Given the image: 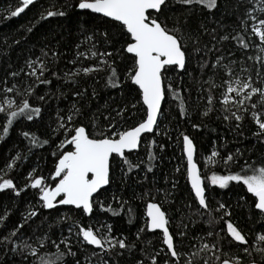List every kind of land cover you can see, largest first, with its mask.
Segmentation results:
<instances>
[{"label": "snow or ice", "instance_id": "6c2138e0", "mask_svg": "<svg viewBox=\"0 0 264 264\" xmlns=\"http://www.w3.org/2000/svg\"><path fill=\"white\" fill-rule=\"evenodd\" d=\"M35 0H18L14 9L10 6L6 9L7 16L18 17L25 11L28 6L33 5ZM172 4L181 7V13L176 15L175 20L167 15ZM251 7L246 8L243 18L239 19L240 27L247 31L251 28V36L258 38L257 47L264 52V0H248ZM259 5V7H257ZM239 7V6H237ZM72 8L79 10H87L92 14H99L98 18L102 25H106L104 30L98 35L102 37V45L104 50L101 51L94 42L85 52L76 53V59L69 61L76 64L81 57L86 60H94L95 63L90 66L76 67L74 70L64 71L63 76L59 75V70H54L52 62L58 58V53L51 52L44 48L41 49V56L27 58L24 66L19 71H10L8 75L13 79L20 77L16 83L8 85L5 80L4 87L0 89L3 98L0 99V117L3 118L2 127L3 135L0 140L5 139L14 122H20L23 118L27 121H33L34 117L41 114V107L33 106L30 97L35 94V88L39 84H51V80L46 74H51L57 79H63L66 83L76 86V90L72 95L76 100L65 113H60L56 121L57 128L53 132L62 131L65 138L56 145L57 151L53 152L56 157L54 171L50 172L51 184L47 182V177L37 175V169H33L28 173L24 182V188H20L14 183L13 178L8 177V171L13 170L14 166L18 167L17 161L23 159L21 154L10 158V162L0 169V191L10 190L14 196H20L24 189L36 190L33 193L36 204L22 214L20 221L16 223L10 230L6 219L9 216L7 209L0 215V225L7 230V235L0 231L3 236V251L5 253L4 260L0 264H17L16 257L19 256L18 264H67V257L75 258L77 252L72 250L73 245L67 237H61L59 241L52 240L47 233L41 234L42 230H37L23 239V230L26 226L30 227V222H34L33 218L39 214V209H54L58 205L74 206L78 210L80 217H91L98 206L102 212H111L117 215V211L111 204H107L104 200H97L94 194L99 195L100 191L112 183L113 158H119L121 178H127L128 172L134 168H139L140 164H134L128 158L126 153H130L138 149L142 134L152 133L159 128L160 117L164 115L162 108V100L166 96L164 88V80L167 79L164 73L173 70H186L189 60L197 53L219 52L213 43L212 48H208L207 44L201 46V36L208 34V28L199 24L193 27L189 22V17L194 15L196 10H207L212 14L213 9H219L218 0H75L74 3H65L60 7L55 4L43 9L38 19L46 20L50 17L65 16L67 13L63 9ZM187 13V14H185ZM257 13L260 15L258 16ZM183 16V19H181ZM248 21H252L251 25ZM34 26V25H33ZM33 28L28 27L26 31L32 32ZM97 33H93L85 38L83 43L94 41ZM237 39L243 48L247 49L248 44L244 43L239 37ZM229 39L228 36L219 37V41ZM212 41H216V30H212ZM7 43V40L5 41ZM13 43L19 44L20 40H14ZM191 46V48L189 47ZM79 48V45H77ZM108 48L112 50L109 51ZM191 52V56H190ZM125 54H130L126 56ZM232 56V53L228 54ZM130 59L132 67L124 73L119 72L116 61ZM225 57L223 55L216 56L215 62L209 65V62L201 58L197 61L202 71L210 69L213 73L216 71H224L226 79L223 81L224 90L221 92V98L218 103L219 110L216 108L217 100L212 94L211 88L219 87L214 81L209 79L205 83L211 85L206 97L207 104L201 113L203 117H208L211 113L219 111V117L223 121L228 122L231 130L240 131L243 122L250 119L255 124L256 130L252 133L256 142L260 146H264V63L256 69L255 74L257 81L253 80L251 72L241 67V73L248 72L246 77H242L235 72V59L223 63ZM251 59V57H249ZM244 63L243 60L240 61ZM104 72L107 74L105 87L120 89L122 81L121 75L125 80L131 82L135 86L131 91L135 94L131 100H126L123 104H117L115 107L104 106V111L97 108L95 112L89 106L86 108L85 103L95 98L97 93L93 89L91 97H87V89L81 90L79 78L81 75L88 77L93 74ZM233 77H235L233 79ZM168 92H171L177 100H179V116L181 118L188 116V110L182 97L168 85ZM10 95L15 98H10ZM60 95H64L63 92ZM41 101L45 100V96L38 97ZM202 98L198 95V99ZM134 101V102H133ZM91 112V116L88 113ZM87 117L88 123H83V119ZM91 127V131H89ZM193 128L199 125L193 124ZM21 135L29 141L32 146H43L50 143L49 139L41 141L37 136L27 131L21 132ZM183 135V154L186 157V181L190 185L189 196L191 202L184 205L189 210L187 223L185 217L181 215V219L177 225V232H170V223L173 216L164 210L165 203H171L175 200L173 195L177 189L178 182L173 181L172 189H157L154 195L151 190L140 194L139 198H150L152 202L147 203L146 220L144 227L138 229L135 240H129L128 237H117L111 235L112 228L102 221H97L100 227L93 228L91 225L83 227L80 222L70 216H63L61 220H71L68 226L69 234L75 231L77 236L76 245H91L103 251L106 255L115 254L117 258L124 257L125 253L134 260V264H244L241 256L231 255L232 248H239L244 256L252 257L253 252L260 255V261L250 259L248 264H264V231L256 234L254 242L249 243L247 234H245L238 226L231 222L224 221L227 224V231L217 232L210 230L206 232V236L197 235L192 237L196 243H191L189 251L181 252L177 249L176 237L181 240L188 235V223H195L193 216L205 217V223L210 227L224 220V217L231 216L230 206L225 203L218 202L213 208L206 191V184L201 179L197 163L194 160L196 148L193 140L188 135ZM155 144V141L152 142ZM215 143V142H214ZM65 145L68 147L66 148ZM163 145L160 148L163 149ZM60 149H63L60 151ZM252 149L238 147L235 152H229L226 156H221L217 150H213L208 161H215L217 164L222 163L226 169L238 166L239 171L231 172L227 175H219L213 172L207 177L211 185L224 189L229 182L235 181L238 185H242L246 189V193L240 196L246 204L249 201L245 198L247 194H251L250 210L254 208L255 214L260 220H264V157L260 162L252 161L249 163V156L245 153H251ZM156 159L151 147L148 148V167L147 171H152L151 161ZM243 160V164L239 161ZM141 163H144L141 161ZM127 168V171L124 169ZM176 171H180L177 168ZM185 174V173H182ZM163 192V198L158 199L160 192ZM59 198V199H58ZM113 200L116 201L121 208L127 205V201H123L115 194ZM195 203L198 207L192 212V205ZM38 205V207H37ZM131 210L129 209V213ZM219 214V215H218ZM264 228V225H262ZM156 230L162 233V244L158 251L155 250L150 240H147L148 232L158 235ZM143 234V235H142ZM208 238H212L209 242ZM33 238L34 243L33 244ZM19 239L20 243L13 241ZM50 242L55 247V251L47 250L46 245ZM61 245L63 248H61ZM152 248L149 252L147 249ZM227 249V250H226ZM138 253V255H137ZM211 253V256L207 255ZM96 253L94 252L93 255ZM13 259L10 261L8 256ZM76 264H80L77 260ZM87 264H91L90 258ZM100 264H109L108 260H101ZM117 264L119 261L117 260Z\"/></svg>", "mask_w": 264, "mask_h": 264}, {"label": "trees", "instance_id": "16d2710c", "mask_svg": "<svg viewBox=\"0 0 264 264\" xmlns=\"http://www.w3.org/2000/svg\"><path fill=\"white\" fill-rule=\"evenodd\" d=\"M74 2L75 0H38L33 5L28 6L18 17L6 19L5 17L8 14L5 10L9 9L10 6L14 9L18 4V0H0V89L4 87L3 82L5 80L8 81L7 86H11L12 83L20 80V77L13 79L8 73L10 71H19L24 66L25 59H34L41 56L42 48L51 50L49 51V58H51L52 51L59 54L58 58L52 62V67L54 70H59L60 76H63L64 71L74 70L76 67L81 66L87 67L95 63L94 60H86L83 57L76 64H71L69 61L76 59L77 51L90 55L86 50L94 42L101 51L104 50L102 37H99L98 34L104 30L106 25L100 23L99 15L92 14L89 11L65 8L63 10L67 14L63 17L55 16L46 20L38 19L40 12L53 4L56 7H60L65 3ZM218 2L220 4L218 10L213 9L212 14L206 9L203 12L196 10L194 15L189 17V22L193 27L203 24L208 28V34L201 36L202 47L207 44L208 48H212L213 43H215L216 48L220 51L207 54L197 53L189 60L186 70H173L170 67L169 71L164 73L167 78L164 80L166 96L162 103L164 115L159 118V128L155 129L151 134L144 135L136 151L126 153L127 158L134 164H140V167L134 168L131 172H128L127 178L122 179L119 158L114 157L112 162V183L102 189L98 196H94L97 200H104L107 204H111L118 214L113 215L111 212H102L98 206L90 218L80 217L77 214L78 210L70 206L59 205L54 209H39L38 216L33 218L34 222H30V227L26 226L24 228L23 239H26L38 229L42 230L41 234L47 233L55 241H59L62 236L67 237L73 245L72 250L77 252L75 258H66L67 264H76L77 260L80 261V264H87L88 258H90L91 264H100L101 260H108L109 264H117V260L119 264H134V260L127 253H125L124 257L117 258L115 254L108 256L100 249H94L90 245L77 246L75 231L71 235L68 231V226L71 225L72 221L61 220V217H73L80 222L81 226L87 227L91 225L94 229L100 227L97 221H102L106 225L111 226V235L135 240L138 229L144 227L146 205L148 202H152L147 197L140 199V194L151 190L155 195L157 189L163 190L167 188L171 190L173 181H177L178 186L173 193L175 200L170 204H164V210L174 217L170 223V232L176 233L182 214L185 217V222H188L186 218L190 213L184 205L190 203L192 199L189 196L190 186L186 181V159L183 154V135L181 134L188 135L194 142L196 148L195 161L200 176L207 186L206 191L211 201V206L215 208L218 202L225 203L226 206H230L231 216L230 218L224 217V220L211 227L205 223L206 216H193L195 223H188V235L182 240L176 237L177 249L181 252L189 251L188 246L191 243H196L192 237L197 235L206 236V232L210 230L219 232L223 229L224 233H226L227 224L224 223L225 220L238 226L247 234L250 244L254 242L258 232L264 231V228H262V225H264L263 220L258 218L254 208L250 210V201L254 198L251 197V194H247L245 198L249 201L248 204L240 199V196L246 193V189L242 185L232 181L229 182L226 188L220 189L218 186L211 185L207 180V177L211 176L213 172L219 175H227L229 171H239L238 166L226 169L222 163L209 162L208 157L214 149L221 156H226L229 152H235L238 147L252 149L250 154L245 153V155L249 156V163L252 161L259 163L261 157H264V146L258 145L252 136L256 126L250 119H246L243 122L240 129L243 135H240L237 131L230 129L228 122L218 118L219 111L211 113L208 117L201 115L207 104L206 97L211 87L205 81H209L211 77L214 83L219 86L211 88L212 94L217 100L216 108L219 110L218 101L221 98V92L226 87L223 85V81L227 77L224 71L213 73L210 66L207 71H202L197 64L198 60L203 58L210 65L215 62L218 55L225 57L223 63H228L229 60L235 59V72L242 77H246L248 72L241 73V67H244L251 72L254 81H257L256 69L261 63H264L260 51H257V38L251 36L250 27L247 31L240 27L239 19L243 18L246 8L251 7L248 4V0H218ZM181 11L179 5H171L170 10L167 12V15L172 17V20L169 21L170 25ZM261 18H264V16H261ZM181 19H183V16H181ZM248 24L250 25V21H248ZM28 27L33 28L32 32L28 33L26 31ZM213 29L216 30L217 41H219L221 36H228L229 39L218 43L212 41ZM93 33H97L96 40L83 43L85 38ZM238 34L244 43L249 45L247 49L243 48L237 39L232 38L237 37ZM6 40L7 43H5ZM14 40H20V43L18 45L13 43ZM77 45H79V48H77ZM189 47L191 48V46ZM108 50L111 51L112 49L108 48ZM229 53H232V56H229ZM125 55L128 56L130 54ZM241 60L244 61L243 64L240 63ZM116 64L121 73L132 67L130 59H118ZM46 75L51 80V84L37 85L35 94L30 97V102L33 106L41 107L40 116L34 117L33 121L21 118L20 122H14L8 136L0 140V169H3L5 164L10 162V158L16 156L17 153L23 157V159L17 161L18 167L14 166L13 170L8 171V177L13 178L14 183L20 188H24L25 179L34 168L37 169V175L47 177L49 185L54 186L51 184L50 176V172L54 171L56 160L53 152L57 151L56 145L65 136L62 131L53 132L52 130L57 128L58 115L60 113L66 114L76 100L72 95L73 91L76 90L75 85L66 83L63 79H57L50 73ZM120 80L122 81L120 88L123 91L105 87L107 74L104 72L88 77L81 75L79 78L80 88L81 90L87 89V97H91L93 89L97 93L95 98L85 103V107L87 108L90 104L92 112H95L97 108L104 111L106 103L115 107L117 104H123L126 100H131L135 94L131 90L135 86L131 85L130 81L125 80L122 75ZM169 83L179 93V96L183 98L188 110L187 117L181 118L179 116V100L174 98L171 92L167 91ZM257 84L259 86V81H257ZM61 92L64 95H60ZM198 95L202 98L198 99ZM39 96H45V100L41 101L38 98ZM2 98L3 96L0 94V99ZM10 98L15 97L10 95ZM91 114L89 112L88 116H91ZM3 122V118L0 117V124ZM88 122L87 117H85L83 123L87 124ZM193 124H197L199 127L193 128ZM88 130L91 131V127ZM23 131L37 136L41 141L49 139L50 143L43 146H32L21 135ZM2 135L3 131L2 127H0V136ZM153 141H155V144L152 143ZM160 145L164 146L163 149L160 148ZM65 147L67 148L68 146L65 145ZM149 147H151L156 157V159L151 161V172L147 171ZM62 150L60 149V151ZM141 161L144 163H141ZM243 163V160L239 161V164ZM177 168H180L179 172L176 171ZM124 170L127 171V168ZM35 191L24 189L18 197L11 194L10 190L0 191V215L3 214L5 209L8 210L9 216L6 219L8 230L20 221L22 214H26L36 204V199L33 196ZM113 194L121 200L127 201V205L121 208L113 200ZM162 198L163 192L161 191L158 199ZM196 207L198 205L193 203L192 212L195 211ZM129 209L131 210L130 213ZM0 231L7 235V230L4 229L3 225H0ZM156 233L158 235L148 232L146 239L150 240L155 250L158 251L165 246L162 244V234L160 232ZM206 239L210 242L212 238L206 237ZM0 241H3L2 235H0ZM13 242L19 244L20 240L16 239ZM33 244L35 246L34 238ZM3 247L4 244L0 243V249H3ZM46 247L47 250L55 251V247L50 242ZM61 248H63L62 245ZM147 250L149 252L153 251L152 248ZM94 252L96 253L95 255H93ZM230 253L231 255L243 257L244 264L248 263L250 259H255L257 262L261 259L256 252H253L252 257L244 256L239 248H232ZM207 255L211 256V253ZM4 258L5 253L0 251V261L4 260ZM8 259L11 261L13 257L9 255ZM15 259L18 264L20 257L17 256ZM161 264H163L162 260ZM181 264H183V258Z\"/></svg>", "mask_w": 264, "mask_h": 264}, {"label": "water", "instance_id": "95a60500", "mask_svg": "<svg viewBox=\"0 0 264 264\" xmlns=\"http://www.w3.org/2000/svg\"><path fill=\"white\" fill-rule=\"evenodd\" d=\"M36 1H38V0H35V2ZM83 11H87V10H83ZM90 12V11H89ZM97 15H99V14H97ZM162 103H163V100H162ZM147 134H151V133H144V134H142V137L144 136V135H147ZM141 137V138H142ZM139 148V147H138ZM137 149H135V150H133L132 152H134V151H136ZM185 159H186V157H185ZM194 160H195V155H194ZM186 166H187V161H186ZM198 168V167H197ZM198 171H199V169H198ZM199 174H200V172H199ZM202 179V178H201ZM190 186V185H189ZM106 187V186H105ZM96 194H94V196H95ZM59 199V198H58ZM57 206H59L58 204H57ZM63 206H70V205H63ZM70 207H73L74 208V206H70ZM47 210H49V209H47ZM146 210H147V205H146V209H145V213H146ZM146 216V215H145ZM263 222H264V220H263ZM156 232H160V230H156ZM161 233V232H160ZM162 234V233H161ZM91 246V245H90ZM94 249H97V248H95L94 246H92ZM166 247V246H165ZM245 264H248V263H245Z\"/></svg>", "mask_w": 264, "mask_h": 264}, {"label": "rangeland", "instance_id": "374dc122", "mask_svg": "<svg viewBox=\"0 0 264 264\" xmlns=\"http://www.w3.org/2000/svg\"><path fill=\"white\" fill-rule=\"evenodd\" d=\"M257 15L259 16V13H257ZM260 18H261V16H260ZM252 23H253V22L250 21V25H251ZM250 29H251V28H250ZM257 41H258V44H259V40H258V38H257ZM257 49H258L257 51H260L258 47H257ZM260 53H261V58H262V60H264V52H261V51H260Z\"/></svg>", "mask_w": 264, "mask_h": 264}]
</instances>
